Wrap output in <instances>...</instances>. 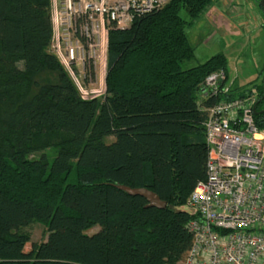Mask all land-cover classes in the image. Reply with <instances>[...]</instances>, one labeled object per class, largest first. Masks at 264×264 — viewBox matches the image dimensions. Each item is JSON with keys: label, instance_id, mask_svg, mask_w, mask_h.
<instances>
[{"label": "trees", "instance_id": "16d2710c", "mask_svg": "<svg viewBox=\"0 0 264 264\" xmlns=\"http://www.w3.org/2000/svg\"><path fill=\"white\" fill-rule=\"evenodd\" d=\"M215 1L168 0L126 28L110 24L105 91L84 98L50 49V0H0V264H182L195 217L185 203L206 173L200 106L217 100L200 103L201 88L227 61L220 51L183 65L195 58L188 31ZM239 88L229 96L249 90L264 103L262 83ZM254 119L264 129L263 113ZM48 147L51 162L30 157ZM33 221L47 239L26 250Z\"/></svg>", "mask_w": 264, "mask_h": 264}, {"label": "built area", "instance_id": "2783aa9c", "mask_svg": "<svg viewBox=\"0 0 264 264\" xmlns=\"http://www.w3.org/2000/svg\"><path fill=\"white\" fill-rule=\"evenodd\" d=\"M167 1L50 0V49L82 97L88 93L74 65L103 52L108 26L126 28ZM230 85L220 70L201 88L200 103L217 100L200 106L206 112V173L185 203L195 217L187 223L192 244L182 264H264V129L254 119L257 94L231 97Z\"/></svg>", "mask_w": 264, "mask_h": 264}, {"label": "rangeland", "instance_id": "374dc122", "mask_svg": "<svg viewBox=\"0 0 264 264\" xmlns=\"http://www.w3.org/2000/svg\"><path fill=\"white\" fill-rule=\"evenodd\" d=\"M259 3L260 0H216L212 6L215 10L210 7L205 18L197 22L193 30L188 31V38L195 47V58L183 66H194L221 51L226 56L225 74L227 82L231 84L230 90L233 91L235 86L247 89L254 84H261L264 76V13ZM240 14L243 16L242 21L247 20L248 25L251 21L249 27L239 20ZM95 51L91 53L95 55ZM106 53L107 48H104L99 56L86 57L84 64L74 65L78 79L88 93L87 98L104 93ZM90 71L93 72L92 75ZM42 153L51 162L56 150L48 147L33 152L30 157L37 158ZM22 230L30 238L25 246L26 250L31 243L47 239L46 227L40 222L33 221L22 227ZM96 230L97 226H94L88 233Z\"/></svg>", "mask_w": 264, "mask_h": 264}, {"label": "water", "instance_id": "95a60500", "mask_svg": "<svg viewBox=\"0 0 264 264\" xmlns=\"http://www.w3.org/2000/svg\"><path fill=\"white\" fill-rule=\"evenodd\" d=\"M259 4L261 7H264V0H260ZM256 104L254 105V113L255 114L258 113L255 111ZM119 188L126 191L127 193H129L131 195H140V196L144 197L147 201L146 206H154L157 208H164L166 206V202L162 201L156 193H154L153 191H151L149 189H146V188H130V187L124 186V185H120ZM188 210L190 212H193L192 209L188 208Z\"/></svg>", "mask_w": 264, "mask_h": 264}, {"label": "flooded vegetation", "instance_id": "af4514ba", "mask_svg": "<svg viewBox=\"0 0 264 264\" xmlns=\"http://www.w3.org/2000/svg\"><path fill=\"white\" fill-rule=\"evenodd\" d=\"M264 76H263V79H262V88H263V90H264ZM256 108H255V111L256 112H261V113H263V115H264V103L261 101V98L259 97V96H257V100H256ZM258 113H254V115H257Z\"/></svg>", "mask_w": 264, "mask_h": 264}, {"label": "crops", "instance_id": "0c3cea01", "mask_svg": "<svg viewBox=\"0 0 264 264\" xmlns=\"http://www.w3.org/2000/svg\"><path fill=\"white\" fill-rule=\"evenodd\" d=\"M214 7H212V9H213ZM214 10H215V8H214ZM241 16H240V18H239V20L241 21V22H243L244 24H247L248 22H247V20L246 21H242L243 20V16H242V14H240ZM220 16H222V15H220ZM261 18V17H260ZM248 25V24H247ZM250 25H251V21H250ZM250 25H248V27L250 26ZM250 29V28H249Z\"/></svg>", "mask_w": 264, "mask_h": 264}]
</instances>
